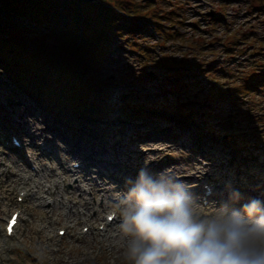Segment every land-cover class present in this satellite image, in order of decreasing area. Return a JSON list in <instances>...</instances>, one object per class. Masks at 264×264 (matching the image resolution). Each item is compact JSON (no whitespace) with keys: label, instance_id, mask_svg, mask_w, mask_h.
Returning a JSON list of instances; mask_svg holds the SVG:
<instances>
[{"label":"rangeland","instance_id":"1","mask_svg":"<svg viewBox=\"0 0 264 264\" xmlns=\"http://www.w3.org/2000/svg\"><path fill=\"white\" fill-rule=\"evenodd\" d=\"M260 1L264 3V0H159L154 11L166 18L168 13L169 18L174 15L172 20L177 25L171 27L173 21L168 23L164 19L163 24L170 32L176 31L181 40L163 42L150 26L140 27L141 32L133 38L150 51L147 59L143 60L136 49L124 44L121 49L116 48L115 61L102 66L88 80L92 86L112 83L103 91L105 99L100 104L107 106L102 113L90 101L86 108L71 109L74 112L57 118L52 111L57 101L53 95L51 99L46 97L48 89L36 88L33 95L26 93L28 85L23 84L22 88L17 81H11L0 64L1 124L10 123L22 132L29 146L26 160L38 171L34 186L39 194L22 203L29 221L19 225L14 242L9 241L7 248L1 250L0 264H127L125 242L119 234V202L115 201L126 191V178L134 177L130 172L122 175L117 163L125 167L140 165L154 172L168 170L180 180L183 177L181 181L187 185L193 183L200 200L203 155L200 149H203L209 152L204 155L209 156L213 165V169H205L208 176L218 173L225 179L223 183L231 182L245 197H249L246 187L257 182L255 191L264 199V90L252 93L242 88L248 76L264 74V5ZM246 30H250L247 38L253 37V41L260 43L254 49L249 42L241 45L232 40L233 35L244 38ZM222 44L227 45L232 55H226ZM170 58L184 68L168 71L157 67L158 61ZM190 65L197 66V78H191ZM208 74L219 83H210ZM175 78L185 84L176 93L170 87ZM229 88L238 94L233 101L220 94ZM211 91L215 95H210ZM66 102L60 104L67 105ZM137 104L146 109L143 115L129 113L130 106L137 108ZM54 128L61 135L53 133ZM72 131L85 146L100 154L96 166L82 174L89 175L88 185L95 187V191L99 189L95 181L114 191L110 198L114 208L102 209L97 204L102 194L95 195L93 189L82 183L75 189L69 174L64 173L63 167L71 171L65 142L73 139ZM46 138L54 145L55 153L44 156L37 149L44 148ZM31 154L37 160L34 165ZM96 170L104 178L95 176ZM30 173L34 174L24 159L0 148V225L18 206L16 193L26 186L24 177ZM47 185L56 189L51 195L55 203L45 206L49 193L45 194L43 189ZM71 196L72 202L67 200ZM218 203L213 201L203 207L211 212ZM111 211L117 214L114 222L100 232L97 228L104 224L103 214ZM63 225L66 233L59 237L56 229ZM85 226L89 232L81 235ZM56 248L58 251L53 253Z\"/></svg>","mask_w":264,"mask_h":264},{"label":"trees","instance_id":"2","mask_svg":"<svg viewBox=\"0 0 264 264\" xmlns=\"http://www.w3.org/2000/svg\"><path fill=\"white\" fill-rule=\"evenodd\" d=\"M156 3L159 0H0V64L21 86L27 84L30 94L36 88L52 94L65 84V101L70 108L78 101V109L96 92L86 77L111 63V49L129 41L131 47H140L130 40L140 32L139 22L170 37L160 22L174 15L166 18L155 12Z\"/></svg>","mask_w":264,"mask_h":264},{"label":"clouds","instance_id":"3","mask_svg":"<svg viewBox=\"0 0 264 264\" xmlns=\"http://www.w3.org/2000/svg\"><path fill=\"white\" fill-rule=\"evenodd\" d=\"M125 185L118 212L127 264H264V199L226 182L208 212L189 185L148 167Z\"/></svg>","mask_w":264,"mask_h":264},{"label":"bare ground","instance_id":"4","mask_svg":"<svg viewBox=\"0 0 264 264\" xmlns=\"http://www.w3.org/2000/svg\"><path fill=\"white\" fill-rule=\"evenodd\" d=\"M58 134L59 135H61L59 132H58ZM65 139V138H64ZM65 144L67 145V143L65 142ZM41 153H42V151L41 150H39ZM71 151H72V153L73 154H75V152H79V151H77V150H73V149H71ZM47 152H49V150H47ZM53 153H55V151L53 152ZM49 155L51 154V152L50 153H48ZM81 154L82 155H84V156H86V157H89L86 153H84V152H81ZM31 157H32V159H33V161H34V158H33V155H31ZM90 158V157H89ZM63 169V171H64V173H67V170L65 169V167H63L62 168ZM111 174V173H110ZM111 176V175H110ZM83 180H84V178H83ZM194 180H196L195 178H194ZM84 185H86L85 183H83ZM101 192H102V194H103V196H106V205L104 206V208H107V207H114L113 205H111V203H110V193L112 192V191H109V190H106V189H104V188H101V190H100ZM94 194L95 195H98V194H100V192L98 191H96V192H94ZM90 206H91V204H90ZM86 209V208H85ZM73 213V212H72ZM74 214V213H73ZM81 213H78V215H80ZM85 221H86V219H85ZM89 221V220H88ZM119 234H120V232H119Z\"/></svg>","mask_w":264,"mask_h":264},{"label":"water","instance_id":"5","mask_svg":"<svg viewBox=\"0 0 264 264\" xmlns=\"http://www.w3.org/2000/svg\"><path fill=\"white\" fill-rule=\"evenodd\" d=\"M82 1H85V2H88V3L96 2V0H82Z\"/></svg>","mask_w":264,"mask_h":264},{"label":"snow or ice","instance_id":"6","mask_svg":"<svg viewBox=\"0 0 264 264\" xmlns=\"http://www.w3.org/2000/svg\"><path fill=\"white\" fill-rule=\"evenodd\" d=\"M109 219H111V217H109Z\"/></svg>","mask_w":264,"mask_h":264}]
</instances>
